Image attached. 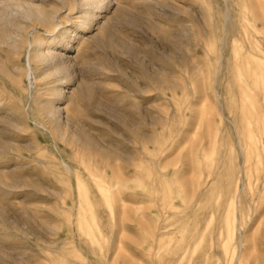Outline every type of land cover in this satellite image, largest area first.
Here are the masks:
<instances>
[{"label": "rangeland", "instance_id": "rangeland-1", "mask_svg": "<svg viewBox=\"0 0 264 264\" xmlns=\"http://www.w3.org/2000/svg\"><path fill=\"white\" fill-rule=\"evenodd\" d=\"M0 264H264V0H0Z\"/></svg>", "mask_w": 264, "mask_h": 264}, {"label": "bare ground", "instance_id": "bare-ground-1", "mask_svg": "<svg viewBox=\"0 0 264 264\" xmlns=\"http://www.w3.org/2000/svg\"><path fill=\"white\" fill-rule=\"evenodd\" d=\"M256 43V42H255ZM29 60V59H28ZM29 62V61H28ZM29 69V68H28ZM216 93V92H215ZM238 142V141H237ZM239 145V144H238ZM242 153V152H241ZM242 155V154H241ZM243 156V155H242ZM244 159V158H243ZM244 161V160H243ZM240 194V187L238 188V190H237V192L235 193V199L234 200H237L238 198H239V195ZM238 246V245H237ZM236 246V247H237ZM237 249V248H236ZM242 252H243V249H242V243L240 244V246L238 247V253H239V255H242ZM234 253V252H233ZM238 256V255H237ZM238 257H241V256H238ZM237 257V258H238ZM236 258V259H237ZM243 259V258H242ZM241 259V260H242ZM190 263V262H189ZM225 263V262H224Z\"/></svg>", "mask_w": 264, "mask_h": 264}]
</instances>
